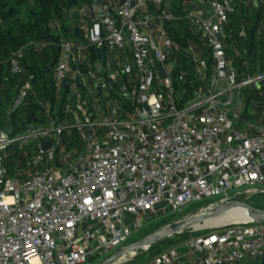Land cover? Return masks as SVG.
Instances as JSON below:
<instances>
[{
	"label": "built area",
	"instance_id": "2783aa9c",
	"mask_svg": "<svg viewBox=\"0 0 264 264\" xmlns=\"http://www.w3.org/2000/svg\"><path fill=\"white\" fill-rule=\"evenodd\" d=\"M239 1L208 0V10L185 16L163 10L168 0H121L113 9L92 3L91 27L59 44L53 77L62 116L46 103L43 122L0 138V264H87L127 246L145 222L211 198L201 210L264 193V104L261 122L244 126L240 100L248 86L263 90L264 74L240 75L224 40ZM180 20L200 37L201 57L193 56L198 44L183 49L169 36L166 25ZM178 52L194 61L199 86L178 88L186 81L174 73ZM22 59L23 50L13 55L12 74L23 73ZM34 79L15 107L35 94ZM236 98L239 109L231 107ZM73 130L81 149L72 146ZM31 141L37 147L27 165L34 169L10 175L3 154ZM214 229L149 264L264 257V224Z\"/></svg>",
	"mask_w": 264,
	"mask_h": 264
},
{
	"label": "trees",
	"instance_id": "16d2710c",
	"mask_svg": "<svg viewBox=\"0 0 264 264\" xmlns=\"http://www.w3.org/2000/svg\"><path fill=\"white\" fill-rule=\"evenodd\" d=\"M192 1L194 0H168V4L162 9L185 16L193 8ZM93 2L94 0H0V125L5 126L8 122L12 123L15 127L14 136L25 133L36 121L38 123L44 121L43 105L46 103H51L57 109V115L62 116L63 100L57 97L53 77L60 53L59 44L62 39L71 40L82 37L83 32L79 27L72 30L68 24H61V21L65 16L79 12L84 6L92 5ZM150 7L153 9V6ZM59 23L61 26L58 31ZM166 28L169 36L183 49L187 48L190 43L199 44L203 48L200 37L186 20L169 23ZM243 32L245 33L244 38L241 37ZM225 36L227 55L239 74L243 75L248 58H255L259 53L264 58V4L254 7L249 0L237 2L235 12L230 15ZM232 42L239 49L241 53L239 56H232L235 52L231 48ZM19 50H23L21 63L23 73L14 75L11 72L10 63L13 55ZM203 56L208 58L210 68L211 53L206 51ZM176 59L177 65L174 73L184 72L186 78V81L180 83L178 88L190 90L192 86H199L201 82L198 79L194 61L183 52L176 53ZM31 75L35 77L30 81L35 94H29L15 107L20 90ZM70 139L73 147L82 148V143L75 130L72 131ZM8 158L9 160L3 163L13 174L16 166L15 157L13 155ZM19 160H21L18 163L20 166L27 164L21 157ZM210 203L201 205L199 209L207 207ZM182 218L183 216L179 219H175L174 216L164 218L156 226V230ZM212 231L214 229L200 232L185 231L146 251H141L133 261L149 264L154 257L165 251L163 246L174 243L180 245L192 237H197L199 233L205 235ZM236 264H264V257L248 258Z\"/></svg>",
	"mask_w": 264,
	"mask_h": 264
},
{
	"label": "rangeland",
	"instance_id": "374dc122",
	"mask_svg": "<svg viewBox=\"0 0 264 264\" xmlns=\"http://www.w3.org/2000/svg\"><path fill=\"white\" fill-rule=\"evenodd\" d=\"M97 1L105 6H108L110 9H113L115 7H117L121 0H94ZM193 3V8L190 10L191 12L198 10V7H203L204 10H208L209 8V4H208V0H194L192 1ZM198 4V5H195ZM201 4V5H200ZM90 6H84L79 12L76 11L75 13H72L71 15H67L62 19V23L61 24H68L70 26V28L72 30H74L76 27L79 28H89L91 27L90 24V18L92 16V11L90 10ZM190 9V8H189ZM77 16V17H76ZM59 23V24H60ZM57 28V30H60V26ZM241 37H245V33L243 32L241 34ZM195 51L193 52V56L195 58H199L202 55V48L201 46L198 44L194 46ZM231 48H233L234 55H232L233 57L235 56H239L241 53L239 51V49H237L236 44L234 42H232ZM244 76H257L260 74H264V58L263 55H261V53H259L255 58H248L245 67H244ZM264 88V86H263ZM242 100H243V109H242V122L243 125L246 126L247 124H253V125H257L261 122L262 120V111H263V103H264V89L261 90H256L253 86H248L246 88L243 89L242 91V96H241ZM238 99L236 98L235 101L232 103L231 107L236 106ZM242 124L239 125V127H241ZM67 141V139H65ZM68 142V141H67ZM20 143H15L12 147H9L5 153L3 154V160L4 161H8L9 158L8 157H12L14 155L15 157V162H16V166L14 168V173H10V175L12 176H16L17 175V170H20V173H18V175L20 177H25L28 174H30V172L34 169V166H28L27 164L25 166H20L21 160H19V158L21 157L23 161H25L26 163L28 162V160L32 159L31 157H33V155L36 152V147L37 144L35 141H31L30 144H26L24 146H20ZM66 146H68V143L66 144ZM70 147H68L69 149ZM27 155L29 157H27ZM28 158V160H27ZM245 198H239L237 201H241L243 202ZM214 199H208V200H204L202 202H198V203H194L190 206L185 207L184 211L182 214H174L171 216H174V218H181L182 216L188 217L194 213L199 212L202 208L199 209V207H201V205L207 204L209 202H212ZM246 203H248L249 205H252L254 207H257L258 209H262L264 210V193L263 194H256L255 196H252V198L250 200H247ZM199 209V210H198ZM168 216V217H171ZM166 217V218H168ZM164 219V218H162ZM162 219L159 220H155L153 222H145L143 223V226L140 230V232L136 233L133 235V237L131 238V243H135L137 241H140L142 239H144L145 237L149 236L154 230H156V226L160 224V222L162 221ZM212 228H206V229H200V230H196L194 232H200V231H204V230H210ZM159 230V229H158ZM216 229H214L215 231ZM200 235H204V233H199L196 236H200ZM130 244V243H129ZM179 243H174V244H168L163 246V250H167L171 247H174L176 245H178ZM141 253V251L137 252L135 255L131 256L128 258L127 261L122 262L121 264H131V263H135V264H143V262L141 261H133L135 260L139 254ZM101 259H103L102 257L99 256H95L90 258L89 262L87 264H96L98 261H100ZM133 263V264H134Z\"/></svg>",
	"mask_w": 264,
	"mask_h": 264
},
{
	"label": "water",
	"instance_id": "95a60500",
	"mask_svg": "<svg viewBox=\"0 0 264 264\" xmlns=\"http://www.w3.org/2000/svg\"><path fill=\"white\" fill-rule=\"evenodd\" d=\"M125 95H127V88L125 85L122 87ZM15 134V127L12 123H7L5 126L0 125V138L8 139ZM47 149H50V142H46ZM240 210L242 214H238L239 221L233 223H262L264 224V210L255 208L246 202L241 201H227L217 205L208 207L207 209L200 210L199 212L190 215L186 218L178 220L174 223L168 224L159 230L151 233L144 239L135 243L128 244L120 248L112 254L98 261L96 264H121L127 261L129 257L135 255L139 251H146L152 246L159 245L162 241L172 238L176 235L182 234L185 231L202 230L206 228H218L225 225H209L206 224L212 219L222 217L233 210ZM231 223V224H233ZM228 225V224H227Z\"/></svg>",
	"mask_w": 264,
	"mask_h": 264
},
{
	"label": "bare ground",
	"instance_id": "6f19581e",
	"mask_svg": "<svg viewBox=\"0 0 264 264\" xmlns=\"http://www.w3.org/2000/svg\"><path fill=\"white\" fill-rule=\"evenodd\" d=\"M239 211H240L239 209L230 211L229 213H227L226 215H224L222 217L208 221L206 224L213 226V225H227V224H231L233 222H237V221H239L238 220L239 217L237 215L242 214V212H243L242 211L239 213Z\"/></svg>",
	"mask_w": 264,
	"mask_h": 264
},
{
	"label": "crops",
	"instance_id": "0c3cea01",
	"mask_svg": "<svg viewBox=\"0 0 264 264\" xmlns=\"http://www.w3.org/2000/svg\"><path fill=\"white\" fill-rule=\"evenodd\" d=\"M203 7H198V9H202ZM242 102H243V100H242V98L240 99ZM243 106H244V104H243ZM239 107H240V104L238 103L237 105H236V109H239Z\"/></svg>",
	"mask_w": 264,
	"mask_h": 264
},
{
	"label": "clouds",
	"instance_id": "9594fccd",
	"mask_svg": "<svg viewBox=\"0 0 264 264\" xmlns=\"http://www.w3.org/2000/svg\"><path fill=\"white\" fill-rule=\"evenodd\" d=\"M229 225V224H228ZM212 229H214V228H212ZM131 244V243H130Z\"/></svg>",
	"mask_w": 264,
	"mask_h": 264
},
{
	"label": "snow or ice",
	"instance_id": "6c2138e0",
	"mask_svg": "<svg viewBox=\"0 0 264 264\" xmlns=\"http://www.w3.org/2000/svg\"><path fill=\"white\" fill-rule=\"evenodd\" d=\"M214 239V238H213Z\"/></svg>",
	"mask_w": 264,
	"mask_h": 264
}]
</instances>
